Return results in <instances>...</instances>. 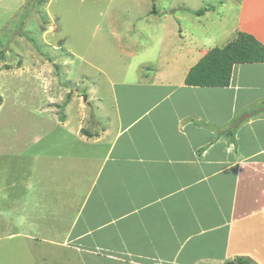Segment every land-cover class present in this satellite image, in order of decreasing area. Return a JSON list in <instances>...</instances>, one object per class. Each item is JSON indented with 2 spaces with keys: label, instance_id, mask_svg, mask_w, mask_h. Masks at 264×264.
<instances>
[{
  "label": "crops",
  "instance_id": "0c3cea01",
  "mask_svg": "<svg viewBox=\"0 0 264 264\" xmlns=\"http://www.w3.org/2000/svg\"><path fill=\"white\" fill-rule=\"evenodd\" d=\"M250 2L235 4L243 16L236 33L264 46V16ZM210 12L173 16L180 24L170 12L146 15L143 21L159 20L162 30L158 53L147 62L153 68L139 64L109 81L114 107L107 113L106 99L99 98L97 109L108 122L100 134L76 130L80 140L86 137L101 150L93 152L100 161L79 200V210L92 211L93 222L85 219L91 228L71 237L72 223L57 243L79 258L88 254L99 264H235L237 258L264 264V63L235 65L227 87H192L184 84L186 74L208 49L200 48L190 62L173 54L184 52L181 45L192 46L189 52L199 46L195 28L209 22ZM143 25L153 36V25ZM177 69H183L178 77ZM107 230L115 248L108 236L105 243L76 244Z\"/></svg>",
  "mask_w": 264,
  "mask_h": 264
},
{
  "label": "rangeland",
  "instance_id": "374dc122",
  "mask_svg": "<svg viewBox=\"0 0 264 264\" xmlns=\"http://www.w3.org/2000/svg\"><path fill=\"white\" fill-rule=\"evenodd\" d=\"M238 3L0 0V264H99L88 254L79 258L57 244L70 224L73 237L79 229L91 228L85 219L93 222L89 207L79 210V200L100 161L93 152L101 150L90 146L84 134L85 141L80 140L76 130L100 134L108 122L101 119L98 100L106 99L108 113L113 103L106 91L109 81L139 69V64L153 68L147 62L158 53L162 30L159 20L143 21L146 15L170 12L173 23L180 24L173 16L189 11L195 16L192 10L212 6L209 22L195 28L199 37L193 42L199 46L189 52L192 46L181 45L184 52L173 53L190 62L199 58L200 48L210 51L234 40L242 15ZM250 3L264 16V0ZM143 24L153 25V36ZM168 38L163 44L171 49L173 36ZM177 70L178 77L183 69ZM101 233L98 237L92 232L76 244L85 247L97 239L105 243L102 238L113 235L111 230ZM111 237L107 243L115 248L117 241Z\"/></svg>",
  "mask_w": 264,
  "mask_h": 264
},
{
  "label": "trees",
  "instance_id": "16d2710c",
  "mask_svg": "<svg viewBox=\"0 0 264 264\" xmlns=\"http://www.w3.org/2000/svg\"><path fill=\"white\" fill-rule=\"evenodd\" d=\"M210 10H212V6L209 5L206 8L192 11V13L202 16ZM251 63H264V46L249 34L237 33L234 40L222 48H213L199 60L188 71L184 84L192 87H227L233 67L238 64ZM88 136L91 137V135ZM234 263L252 264L244 258H237Z\"/></svg>",
  "mask_w": 264,
  "mask_h": 264
}]
</instances>
